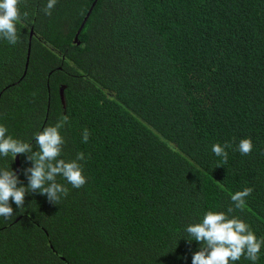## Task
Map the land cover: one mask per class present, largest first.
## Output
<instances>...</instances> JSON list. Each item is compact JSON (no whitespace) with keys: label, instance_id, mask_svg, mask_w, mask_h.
<instances>
[{"label":"trees","instance_id":"obj_1","mask_svg":"<svg viewBox=\"0 0 264 264\" xmlns=\"http://www.w3.org/2000/svg\"><path fill=\"white\" fill-rule=\"evenodd\" d=\"M45 3L21 0L19 42L0 39V123L34 145L67 114L61 158L84 152L88 179L58 177V204L38 192L11 204L0 264H191L200 244L183 227L244 188L229 216L264 237V0H58L51 16ZM215 143L230 145L226 163ZM17 157L0 167L26 185Z\"/></svg>","mask_w":264,"mask_h":264},{"label":"clouds","instance_id":"obj_2","mask_svg":"<svg viewBox=\"0 0 264 264\" xmlns=\"http://www.w3.org/2000/svg\"><path fill=\"white\" fill-rule=\"evenodd\" d=\"M57 2L58 0H46L41 11L51 16ZM20 3L21 0H0V39L13 46L19 42L18 26L29 16L27 11L21 10ZM66 125H70L69 116L63 114L55 124L34 134L33 145L9 134L8 128L0 123V157L10 156L13 161L18 154H22L31 165L23 169L27 178L26 185L21 183L15 170L0 167V217L8 218L13 215L11 204H15L19 210L24 208L26 193L38 192L50 202L58 204L68 194L66 184L79 189L87 183L88 178L81 163L87 160L84 152H78L72 160L61 158L65 143L61 130ZM89 137V130L83 129L81 142L87 143ZM229 147L228 144L215 143L211 145V152L226 163V149ZM237 147L241 155H248L254 145L252 139L246 137L240 139ZM58 177L66 184L58 181ZM252 191V188H244L232 193L230 199L234 208L242 209ZM234 208L229 207L227 212L214 208L207 210L199 222L183 227L180 239L200 244V250L192 255L191 264H237L242 257L250 264H257L264 254L261 251L264 248V237H258L245 220L229 216Z\"/></svg>","mask_w":264,"mask_h":264},{"label":"flooded vegetation","instance_id":"obj_3","mask_svg":"<svg viewBox=\"0 0 264 264\" xmlns=\"http://www.w3.org/2000/svg\"><path fill=\"white\" fill-rule=\"evenodd\" d=\"M94 4L95 3H93V6H94ZM93 6H92V8H90V10L88 12L89 14H88L87 18L89 17V15H90V13H91V11L93 9ZM85 20H86V18H85ZM79 33H80V31L76 33L75 38H74V41L75 42H78L79 44H81V42H79V36H78ZM25 73H26V71H25ZM64 89H65V85H62L61 88H60V94H61L62 102L65 104V100H64ZM17 163H18V157H17Z\"/></svg>","mask_w":264,"mask_h":264},{"label":"water","instance_id":"obj_4","mask_svg":"<svg viewBox=\"0 0 264 264\" xmlns=\"http://www.w3.org/2000/svg\"><path fill=\"white\" fill-rule=\"evenodd\" d=\"M19 166V165H18Z\"/></svg>","mask_w":264,"mask_h":264}]
</instances>
